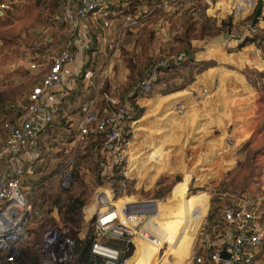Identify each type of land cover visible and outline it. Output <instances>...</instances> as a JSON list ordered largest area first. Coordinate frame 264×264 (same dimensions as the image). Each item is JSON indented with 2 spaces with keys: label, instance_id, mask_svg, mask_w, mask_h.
Wrapping results in <instances>:
<instances>
[{
  "label": "rangeland",
  "instance_id": "obj_1",
  "mask_svg": "<svg viewBox=\"0 0 264 264\" xmlns=\"http://www.w3.org/2000/svg\"><path fill=\"white\" fill-rule=\"evenodd\" d=\"M104 1L112 7L127 0ZM155 2L158 0H140L136 10L142 11ZM0 3L7 5L0 15L1 145L5 140L3 125L16 120L24 110L30 88L40 82L49 57L65 45L67 33L63 19L56 18L60 16L62 0H0ZM218 6L221 4L207 10L201 0H172L155 10L143 25L124 33L118 59L111 67L112 81L118 87L114 93L105 92L116 93L120 100L129 89L134 91L126 99L134 121L133 125L130 123L133 133L126 150L127 162L122 174L117 170L106 178L98 175L89 156L78 164L75 159L71 186L62 190L59 175L71 159L81 107L92 93L84 80L87 63L84 58L81 72L74 84L70 82L72 88L68 94L61 98L53 122L34 144V173L25 185L45 183V186L32 194L42 216L33 222L26 253L34 254L41 232L57 225L69 224L75 230L71 237L77 240L85 236L84 240H89L94 197L98 192L110 193L108 190H112L117 203V199L142 202L150 195L167 196L173 191L169 216L185 210L184 215L189 213L190 220L179 223L169 218L170 223L165 222L163 228L162 224L158 225V235L165 237L177 228L181 232L194 221L201 223L192 249L199 234L205 245L213 241L224 228L221 207L247 190L263 197L260 226L264 229V44L261 41L264 36L261 32L259 41L253 38L251 42V38L238 45L239 24H231L224 17L226 3ZM260 25L264 29V23ZM104 61L91 62L95 74L102 71ZM32 62L40 66L31 69ZM183 64L192 74L189 80L198 81L193 84L196 91L192 94L175 92L186 85H176L174 80H170L171 86L164 84L167 78H180ZM154 66L162 67L159 69L164 72L155 75L161 74L162 78L154 80L151 91L143 94L137 87ZM96 139L90 148L94 150L95 146L99 153L100 139ZM151 152L154 155L149 161ZM206 159L194 177L185 173ZM187 186L189 192L185 190ZM187 193L193 196V202L185 201ZM201 193L209 196V208L202 222L201 216L194 213L196 196ZM162 213L158 206L156 216L160 220L164 217ZM143 232L156 237L150 227H142L135 239ZM168 251L165 245L156 264L163 263V259H167V264L176 261L173 255L165 256Z\"/></svg>",
  "mask_w": 264,
  "mask_h": 264
},
{
  "label": "built area",
  "instance_id": "obj_2",
  "mask_svg": "<svg viewBox=\"0 0 264 264\" xmlns=\"http://www.w3.org/2000/svg\"><path fill=\"white\" fill-rule=\"evenodd\" d=\"M171 1L158 0L142 11L136 10L140 0L122 1L119 5L130 12L117 15L118 22L113 24L115 20L109 18V13L113 11L104 0H62L60 16L56 18H62L65 22L70 40L49 57L40 82L30 88L24 110L17 119L3 125L5 140L0 145V264H20L26 254L33 222L42 216L32 194L45 183L25 184L32 180L34 173V144L40 133L53 122L61 98L69 91V87H64L71 77L75 79L80 74L84 62L82 58L92 42L83 22L101 16L104 29L114 28V39L110 41L109 47L116 51L126 31L143 25L155 10ZM201 1L207 10L226 3L224 17L231 24H239L236 42L250 37L259 40L261 32L264 36V29L260 25V22L264 23V0H222L225 3L220 0ZM259 1L260 13L255 20L248 22ZM6 8V4L0 3V15ZM37 66L40 65L35 62L30 64L31 68ZM159 68L162 67L148 69V76L138 85L141 93L151 91V81L162 71ZM100 88L97 87L94 96L81 107L82 115L73 138L71 159L59 175L62 190L70 188L75 159L86 154L92 135H99L100 139L98 151L102 160L98 164L101 175L108 178L117 170L122 174L127 162L126 150L131 143L134 124L131 108L128 103L119 100L116 94H104L101 95L104 114L93 110ZM178 106L181 110V104ZM123 175L126 179V174ZM108 191L110 198L102 192L94 197L95 207L89 218V259L92 264H127L135 256L136 239L155 240L149 233L136 239L135 236L138 230L153 222L156 203L123 201L117 204L112 190ZM261 201L262 196L247 190L230 204L221 207L224 228L207 245L200 241L199 234L196 246L187 259L188 264H260L259 257L264 248V229L260 226ZM74 231L69 224L44 229L37 245L35 264H78L77 241L70 236ZM81 239H85V236ZM227 244L230 246L225 249ZM224 249L229 256L226 259L220 257Z\"/></svg>",
  "mask_w": 264,
  "mask_h": 264
},
{
  "label": "crops",
  "instance_id": "obj_3",
  "mask_svg": "<svg viewBox=\"0 0 264 264\" xmlns=\"http://www.w3.org/2000/svg\"><path fill=\"white\" fill-rule=\"evenodd\" d=\"M114 14H115L114 12L109 13V18L114 17L113 19L116 20L115 22H118L117 15H120V14H116V15H114ZM102 20H103L102 17L98 16L96 19L91 20V18H90L87 21L83 22V26H85V28H86L85 31H87V33L92 37V42H91L88 50L84 54L85 57L82 58V59L85 58V62L87 61V63H85L86 67H85V73H84V78H85L84 80L87 82V85L90 86L89 88L92 89V93L90 94L89 98H92L94 96L95 89L97 87L101 86V88L99 89V91H101V92H99V94H98L96 107L93 108V110H95L97 112L100 111V114H104V110L101 109V105H102L101 95L107 94L105 91H109V90H110V92L114 93L115 88L118 87L117 83H114V81H112L113 80V78H112L113 73H112L111 67H112L113 63L115 62V60L118 59L117 57L119 55V50L114 51L112 48L109 47L110 41H112L114 39V31H113L114 28L104 29ZM67 36L65 38L66 43L70 40V37L68 34H67ZM100 59L105 60L104 61L105 65L102 68V71L99 72V74L98 73L95 74L93 71L94 70L93 66H92L93 64L91 62H95V60L100 61ZM108 60H110V61L107 65L106 63L108 62ZM192 61H195V58ZM88 62H89V68H88ZM29 66H30V64H29ZM183 67L184 68L181 71L182 73L180 74V78H174V79L167 78V79H165L164 84L171 86L170 80H174L173 82L176 85L177 84L184 85V86L186 85V88L175 91V92L186 91L185 94H192L194 91H196V89L193 87V84H195L198 81L196 78H194V79L192 78V80H189L190 79L189 76L191 73L190 74L188 73V66L184 65ZM31 69H35V68H31ZM163 72H161V73H163ZM95 77H96V79H95ZM155 78L161 79L162 75L160 74V76L155 77ZM74 80L75 79L73 77H71L68 81V85L65 86L64 89L69 87L68 89L71 90V88H72L71 86H72V84H74ZM105 81L108 82V85L104 84ZM70 82L72 84H70ZM119 87L121 88V86H119ZM132 88L136 89V87H134V86ZM133 92L134 91L132 89H129V92L126 94V97H124L120 100L124 103H127L126 102L127 97L132 96ZM65 94H68V93H65ZM178 95H183V93H178ZM191 109H193V108H191ZM208 208H209V200H205V202L203 204H201V222L203 221V219L207 213ZM259 261H260V264H264V248H263L261 255L259 257ZM163 264H165V263L163 262Z\"/></svg>",
  "mask_w": 264,
  "mask_h": 264
},
{
  "label": "bare ground",
  "instance_id": "obj_4",
  "mask_svg": "<svg viewBox=\"0 0 264 264\" xmlns=\"http://www.w3.org/2000/svg\"><path fill=\"white\" fill-rule=\"evenodd\" d=\"M153 155H154L153 152L149 153L148 155L149 161H150V158L153 157ZM152 162H158V161L156 160ZM185 190L188 191L189 186H187V189ZM105 195L107 196V198L111 197L110 193L108 192H105ZM174 196H175L174 192L171 191V193L167 196H163L158 199H147L143 201V202L151 201V202L156 203L155 214L152 216L153 222H150L148 226L150 227V229L152 230V232L155 234L156 237L154 241H150L147 238L146 239H136V242L138 245L137 246L138 250H136L137 253L132 259H130V261L127 264H156L157 256L159 255L161 249L165 245H168L169 247V251L165 253V256L168 254L173 255L176 259L175 262L169 263V264H188L187 259L191 255L192 246L195 241V237H196V234L198 232V229L201 223L198 224V223H195L194 221V223L187 225L186 228L184 229L182 228L181 232H180V229L177 228L173 232L171 231L170 233H166L165 237L160 238L158 235L159 233L158 225L162 224V228H163L165 222L170 223V221L168 220L169 218L172 220H177L179 223H183L185 221L189 222L190 220L189 213H186V215H184L185 210H182L180 214L177 213L178 215L169 216L171 203L174 200ZM186 197L187 198L185 201L193 202V200L191 199L193 197L192 195L189 196V193H187ZM196 199L198 203H196L195 205L196 209L194 213H196L195 214L197 215L196 217H199L201 216V204H203L205 200H209V196L206 193H201V196H196ZM125 201L134 202V200H125ZM118 202L119 203L117 204H120L121 202H123V200L119 199ZM158 206L161 207V210L163 211L162 214H164V217L161 220L156 216ZM193 215L194 214H192V216ZM166 260L167 259H163V262L165 264L168 263Z\"/></svg>",
  "mask_w": 264,
  "mask_h": 264
},
{
  "label": "trees",
  "instance_id": "obj_5",
  "mask_svg": "<svg viewBox=\"0 0 264 264\" xmlns=\"http://www.w3.org/2000/svg\"><path fill=\"white\" fill-rule=\"evenodd\" d=\"M109 9L111 11L117 13V14H125L127 12H130V10L128 8L121 7L120 5H112V7L109 6ZM260 10H261V1H259L257 3V5H256L255 9L253 10L252 15H250V17H252L253 19H255L256 16L260 13ZM112 18H114V17H112ZM247 39H251V37L250 38H246V39L241 40V41H238V45L241 42L246 41ZM255 40L259 41L258 39H255ZM253 41H254V39L251 42H253ZM154 80H156V78H154L151 81V83L154 82ZM138 89H139V87H138ZM97 137H99V135H92V138H91L92 141H91V143L92 142L93 143H96V141H97L96 138ZM90 147L91 146L88 147L86 154L83 157H81V158H79L77 160V163L76 164H78L81 160H83L84 158H86L87 156H89L91 158V160H93V162L95 163V165H96V167L98 169V173H99L98 175L100 176L102 170L99 167V164L98 163H99V161L102 160V158H101L100 154L96 151L95 146H94V150H91ZM206 162H207V159L204 160V161H202L200 164H198V166L194 167L192 170L186 171L185 173H192L193 174V177H194L195 174L199 171V167L201 165H203L204 163H206ZM160 197H163V195L162 196H159V195H150L148 197V199L149 198L150 199H158ZM214 222H213V225L216 224V221H214ZM76 241H77L76 254H77L78 264H92V262L89 259V253H88V248H89L90 241L89 240L85 241L84 239H81V238H78ZM37 245H38V243H37ZM37 245L34 248V254L29 255L28 253H26L24 255L23 260L20 262V264H35L36 263V249H37Z\"/></svg>",
  "mask_w": 264,
  "mask_h": 264
},
{
  "label": "water",
  "instance_id": "obj_6",
  "mask_svg": "<svg viewBox=\"0 0 264 264\" xmlns=\"http://www.w3.org/2000/svg\"><path fill=\"white\" fill-rule=\"evenodd\" d=\"M229 246H230V244H227L226 247H225V249L228 248ZM225 249L222 250L221 253H220V257L223 258V259H226V258L229 257V256L226 254Z\"/></svg>",
  "mask_w": 264,
  "mask_h": 264
}]
</instances>
